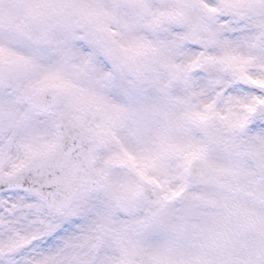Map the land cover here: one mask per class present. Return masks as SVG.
<instances>
[{"label": "snow or ice", "instance_id": "snow-or-ice-1", "mask_svg": "<svg viewBox=\"0 0 264 264\" xmlns=\"http://www.w3.org/2000/svg\"><path fill=\"white\" fill-rule=\"evenodd\" d=\"M147 9L130 14L119 36L94 40L81 32L67 45L98 72L112 73L105 82L108 96L133 101L134 115L124 125L129 134L144 128L140 102L155 96L157 77L170 82L190 121L207 117L206 125L189 123L187 132L206 147L207 159L205 147L191 146L201 152L199 161L186 158L189 149H177L173 166L135 194L137 211L120 207L104 191L67 206L68 194L48 182L51 175L0 174V264H108L109 243L87 258L77 248L108 218L114 226L134 222L147 243L161 244L178 217L192 218L199 210L196 197L216 157L239 161L264 178L255 159L257 151L264 155V0H150ZM142 46L154 73H137L125 56Z\"/></svg>", "mask_w": 264, "mask_h": 264}, {"label": "rangeland", "instance_id": "rangeland-1", "mask_svg": "<svg viewBox=\"0 0 264 264\" xmlns=\"http://www.w3.org/2000/svg\"><path fill=\"white\" fill-rule=\"evenodd\" d=\"M149 3L150 0H2L1 6L10 18L9 32L16 34L12 29L20 32L19 41L27 37L38 38L42 30L56 25V13L70 15L72 10H76L83 15L88 10L86 6L96 9L92 24H85L81 15H74L76 23L64 28L67 43L69 37L79 36L81 32L94 40L116 37L108 28L117 29L119 25L127 28L124 23L130 24V14L142 15L148 10ZM60 9H65V12H59ZM62 20L66 22L64 15ZM71 21L72 17L67 20L68 24ZM5 38L6 34L0 32L1 43L3 40L6 42ZM43 51L52 55L48 49ZM41 52L35 51L34 64L17 73L19 77L14 82L7 77L11 72L6 70L0 84L3 88L4 85L12 86L16 91L15 95L9 91L0 92V172L11 168L24 156L44 158L55 150L60 143L56 125L62 113L81 115L84 127L101 141L93 161L104 182L97 188L79 190L74 202L90 192L104 191L120 207L131 205V210L137 211L134 198L139 181L152 177L156 182L157 174L173 166L177 149H189L184 153L186 158L202 159L200 151L191 147L199 145V139L188 136L187 132L189 123L206 125L207 117L200 116L199 121H190L182 98L167 91L166 87L171 89L170 82L157 77L159 86L155 96L140 102L144 128L136 134H129L124 125L134 115L133 101L108 96L104 90L107 73H100L95 68L93 73L86 66L87 62L79 59L68 45L60 53L66 56L61 59V64L76 74L74 77L79 86L74 85L73 89V77L66 76L62 86L65 96L60 98L51 113L41 117L48 118L44 125L41 119H37L40 118L39 113L28 112L27 95L40 83L58 81L61 65L57 57L42 59ZM139 52L136 56L132 50L125 53L130 67H135V60L144 68L146 59L151 57L143 46L139 47ZM0 56L6 61L7 56L1 51ZM7 63L11 67L9 60ZM139 73L145 74L143 69ZM164 101L168 106L161 109ZM175 112H178L176 116L181 122L170 116ZM203 158L207 159L206 147ZM255 159L259 170L264 166V155L257 151ZM209 168L211 177L204 179L203 190L196 197L199 210L192 218L178 217L163 243H147L134 222L114 226L112 219L108 218L93 235L85 237L77 245L78 249H83L84 255L81 256L87 258L89 253L109 243L111 254L106 257L108 264H264V178L245 171L239 161L223 156L211 159ZM149 169L152 175L148 174ZM217 177L222 180L216 181ZM209 197L217 198L218 205L209 206L206 202ZM169 203L175 204L176 198Z\"/></svg>", "mask_w": 264, "mask_h": 264}, {"label": "water", "instance_id": "water-1", "mask_svg": "<svg viewBox=\"0 0 264 264\" xmlns=\"http://www.w3.org/2000/svg\"><path fill=\"white\" fill-rule=\"evenodd\" d=\"M53 91V88L45 89L32 102L33 106H40L43 109L49 107L52 103ZM61 132L63 136L61 148L45 163L47 166L42 168L45 170L52 168L55 172L49 174L60 178V186H63V190L65 185L67 186L68 190L64 191L68 194L65 200L68 205L73 199L77 186H94L100 184L101 180L94 173L91 164L92 152L97 146L96 140L80 131L78 120L64 119L61 124ZM150 186L151 184L147 185L146 183L143 185V187ZM208 203L215 206L218 201L210 198Z\"/></svg>", "mask_w": 264, "mask_h": 264}]
</instances>
